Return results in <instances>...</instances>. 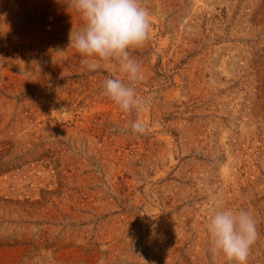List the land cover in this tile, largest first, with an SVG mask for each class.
Here are the masks:
<instances>
[{"label":"rangeland","instance_id":"1","mask_svg":"<svg viewBox=\"0 0 264 264\" xmlns=\"http://www.w3.org/2000/svg\"><path fill=\"white\" fill-rule=\"evenodd\" d=\"M142 6L146 103L124 112L102 95L118 65L69 46L67 0H0V264H230L222 209L252 214L264 264V0Z\"/></svg>","mask_w":264,"mask_h":264},{"label":"clouds","instance_id":"2","mask_svg":"<svg viewBox=\"0 0 264 264\" xmlns=\"http://www.w3.org/2000/svg\"><path fill=\"white\" fill-rule=\"evenodd\" d=\"M76 11L82 26L69 33V46L82 57L87 71H96L104 62H115L121 77H106L102 95L112 100L120 110H140L145 98L137 95L135 81L141 79L140 64L129 49L142 46L149 36L151 21L142 0H67ZM133 133L146 132L140 120L129 122ZM206 230L214 252L235 264H247L250 249L257 239L256 221L246 210H216L208 217Z\"/></svg>","mask_w":264,"mask_h":264}]
</instances>
